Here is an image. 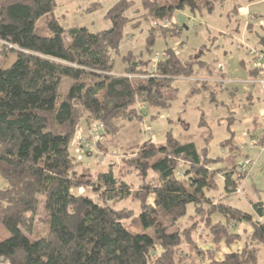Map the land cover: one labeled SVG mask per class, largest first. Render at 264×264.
<instances>
[{
    "label": "trees",
    "instance_id": "obj_1",
    "mask_svg": "<svg viewBox=\"0 0 264 264\" xmlns=\"http://www.w3.org/2000/svg\"><path fill=\"white\" fill-rule=\"evenodd\" d=\"M261 1L140 0L141 13L132 1L119 0L104 17L109 28L91 33L85 27L64 29L54 16L55 0H0V59L15 55L9 68L0 69V228L9 235L0 241V259L7 264H259L264 223L257 218L264 216V203L252 204V214L225 200L252 172L238 169V161L248 155L235 144L231 109L225 118L229 137L218 143L226 157L210 156L214 135L204 113L197 136L168 129L158 146L149 140L128 145L121 160L126 170L118 172L133 173L137 185L128 184L124 175L116 177L112 167L77 171L82 163L71 144L81 122L89 130L100 127L98 140L115 139L121 122L139 130L148 110L172 107L179 79L196 77L189 95L204 94L219 105V93L233 90L224 88L227 75L220 62L204 60L214 45H202L190 59H181L175 50L184 46L179 42L183 27L175 16L212 14L232 2L229 17L234 18L243 3ZM135 13L149 26L143 42L147 58L128 52L120 59L122 73L115 74L114 58L120 56L127 29L139 27V21L133 23ZM45 15L51 16L47 34L37 35L36 24ZM252 27L253 22L247 28ZM157 37L165 42L159 55L153 51ZM254 48L264 50L263 37ZM259 76V69L247 70L250 80ZM63 79L70 81L64 93ZM252 95L247 93L246 100ZM262 132L254 136L260 144ZM117 143L111 146L116 149ZM96 147L107 154L103 143ZM127 200L136 203L137 214L117 208ZM184 218L189 226L181 229ZM239 224H247L248 231H235ZM200 228L205 248L194 238ZM234 244H240L238 251L231 250ZM222 247L227 252L217 259Z\"/></svg>",
    "mask_w": 264,
    "mask_h": 264
},
{
    "label": "rangeland",
    "instance_id": "obj_2",
    "mask_svg": "<svg viewBox=\"0 0 264 264\" xmlns=\"http://www.w3.org/2000/svg\"><path fill=\"white\" fill-rule=\"evenodd\" d=\"M56 1V9L54 12V16L58 19L60 25L64 29H70L74 27H85L91 33L100 32L102 30H106L109 28L110 23L108 20H105L104 17L107 11L112 8L119 0H55ZM132 1L135 5L133 9H137L141 12L140 0H128ZM248 9H244L246 3H243L242 8L239 9L237 17H229V11L232 8V2H226L222 8H216L212 14H208L203 11L199 15L192 16L187 12L182 14H177L175 16V21L183 27L182 37L179 42H183V47H176V53L181 55V59L187 60L193 56V54L202 46L206 45L213 46L210 53H208L204 60L207 62L219 61L217 64L219 68H223L226 71L227 78L225 80L224 88L232 89V82H228V78L237 81H247V84L251 85L250 87L255 91L249 100H246V94L240 92L243 89L244 85L236 84L237 90L240 92L239 96L233 97L226 92L219 93L217 96V100L221 99L219 104H222L223 112L226 111V115L222 117V120L212 115V113L208 112V100L206 95H189V91L191 85L193 84L195 78L192 79H179L176 80L174 86L178 89L177 99L173 102L172 107L168 110L164 111H150L147 119L142 122L141 126L135 128L131 127V123L121 122L120 130L115 139L111 140L108 138H93L90 136V132L88 127L84 122H81L80 130L76 134L74 140L72 141L71 147L73 150L74 157L77 161L82 163V166L77 169V171L81 172L82 169H89L91 173L96 172H104L106 169L112 167L114 174L116 177H120L124 175L125 167H122L121 160L124 155L122 154L125 148L132 143H138L139 146H142L146 140L150 141V144L154 146H158L162 143L164 132L168 129H172L176 135H195L197 136L200 131L194 125V117L192 114L196 113L197 121L199 120V116L201 113L207 115V124H211L212 122L217 123L214 126L210 125L214 139L210 143V156H223V149L219 148L218 143L229 137L226 132V122L225 118L227 116V110L231 109L234 111V115L236 118L235 124L232 127V130L236 133L235 140L238 139L240 134L243 135L248 142L249 139L252 138L245 134V131L250 129V118L254 115V112L248 110L252 106V100L258 99V101L262 102L264 105L263 91L262 85L259 82H251L255 80H250L247 77V70L253 67L254 59L247 50H254L255 45L257 43L258 37L264 38V1L259 3H254ZM96 7L95 10L91 9L92 6ZM248 5V4H247ZM142 13V12H141ZM231 14V13H230ZM233 14V13H232ZM132 11L126 12V16L131 17ZM139 15V16H138ZM135 13V21L133 23H137L139 25L136 29L128 28L126 32L125 39L121 42L120 47V56L114 58V73L121 74L123 70V64L121 62V56L130 52L133 54L142 53L144 59L147 58V55L144 52L143 42L147 36V27L148 24L144 19H139L140 14ZM51 19L50 15L43 16L36 24V34L37 35H46L47 29L46 25ZM254 27L249 31L248 25L251 24ZM172 44V43H169ZM182 45V44H181ZM217 46V48H216ZM165 48V42L161 37H157L155 41V45L153 51L155 54L159 55ZM260 48V47H257ZM256 50V49H255ZM251 56L252 58H250ZM249 57V58H248ZM15 61V55L8 53L6 57H2L0 59V69L9 68L13 62ZM155 61V60H154ZM242 61V65L240 62ZM228 71V72H227ZM194 79V80H193ZM245 79V80H244ZM260 79V78H259ZM258 80V78L256 79ZM231 83V84H230ZM234 84V83H233ZM70 85V81L68 79H63L60 85V91L65 92ZM255 87V88H254ZM252 91V90H251ZM228 93L230 90L227 91ZM226 101V102H225ZM259 104V103H258ZM218 107V106H216ZM218 109V108H216ZM264 109V106H263ZM154 114L155 117L153 119L150 118V115ZM222 115V114H220ZM218 115V117L220 116ZM256 115V114H255ZM258 115V114H257ZM247 120V124L245 121ZM257 121H255L256 124ZM187 126L184 131L183 128ZM219 126V127H218ZM195 127V128H194ZM147 129V133L143 132ZM264 131V130H263ZM253 132L254 131H249ZM255 133L260 135L261 129H258ZM114 141H118L116 149L112 147ZM101 142L105 148V153L99 151L96 147V143ZM194 142L200 146L201 141L198 138L194 139ZM112 145V146H111ZM249 145L252 146L249 142ZM261 145L259 144V148L261 149ZM115 146V145H114ZM253 147V146H252ZM258 147V146H257ZM256 146L254 148L258 149ZM241 149L246 152V146L242 145ZM259 155H264V151H260L258 149ZM249 156V155H248ZM255 156V155H254ZM249 158V157H247ZM241 158L238 163L243 162ZM246 159V158H245ZM251 162H254V165L250 167L252 170L257 165L256 157L250 158ZM112 166H109V165ZM240 166V165H239ZM122 167V174H119L118 170ZM239 169V168H238ZM126 175V174H125ZM124 175V180L131 185H137L136 177L133 173ZM247 178L240 181V186L236 189L235 194L232 197L243 198V187ZM219 184V190L217 193H221L223 191V183L220 178L217 179ZM3 183V182H1ZM2 184H0L1 186ZM260 189V188H259ZM262 198H264V191H262ZM79 194H85L84 190L79 189ZM90 196V195H89ZM215 198L219 199L222 196L215 194ZM226 201L229 202L228 197L225 198ZM231 202V201H230ZM250 204V202L248 201ZM125 207V209H129L134 211V214L138 213L137 205L135 202L131 200H127L126 202L118 204V209ZM239 206L238 208H240ZM245 211V207H241ZM191 208H189V211ZM249 211V210H248ZM37 230L41 229V222L37 225ZM189 226V222L184 218L180 221V228L183 229ZM249 226L247 224H239L236 226L235 231L238 233H242L243 231H248ZM198 234L205 235L204 230L200 228L199 233L196 234L195 241L199 243V247L205 248L203 244L200 243V239L198 238ZM8 233L4 228H0V241L5 240L8 237ZM245 240V237H243ZM240 249V244H234L231 246L232 251H238ZM227 250L222 247L221 252L217 254V259L221 258L223 253H226ZM259 264L264 263V250L260 249L259 252Z\"/></svg>",
    "mask_w": 264,
    "mask_h": 264
},
{
    "label": "crops",
    "instance_id": "obj_3",
    "mask_svg": "<svg viewBox=\"0 0 264 264\" xmlns=\"http://www.w3.org/2000/svg\"><path fill=\"white\" fill-rule=\"evenodd\" d=\"M253 5H256V4H248V5L246 4L244 9L246 10L249 7L253 6ZM253 27H254V25H253ZM0 46H1V43H0ZM227 80H229L228 82L231 81L232 82V85H233V88H232L233 91L231 90L232 93H228V92L226 93V94H229L230 96L237 97V96H239V93L240 92L245 93V94H247V93H252L253 94L255 92L250 87L251 85L247 84V81L245 79H244L245 81H242V82L237 81V80H232L230 78H228ZM236 84H241L242 86L244 85V87H242V88H244V91L242 89L239 92L237 90L238 88L236 87ZM253 96H255V95H253ZM251 100H252V106L248 110H251L252 112H254V115L249 120L250 121V127L251 128L248 129V130H246L245 131V134L247 133V135L249 137H251V138H253L254 136L260 137V135H262V133H263L262 130H264V109H263V106L264 105H263V103L261 101L259 102L257 98H256V100H254V99H251ZM219 102L220 103H223V102H221V99L219 100ZM216 106H218V107H216ZM222 106H223L222 104L217 105V104H211V103L208 102V112L209 113H212V115H214L215 117H217V121L219 120L218 118L221 117L220 120H222V117H224L226 115V111L223 112ZM216 108H218V109H216ZM220 114H222V115H220ZM218 115H220V116L218 117ZM192 116L194 117V125L197 127L198 121H197L196 113L195 114H192ZM255 121H257L256 124H255ZM245 123L247 124V120L245 121ZM215 124H217V123L212 122L211 124L209 123V126L210 125L211 126L212 125L214 126ZM186 128H187V126L185 125V128H183V130L185 131ZM258 129H261L260 135H258L257 133H255ZM249 131H254V133L253 132L251 133ZM249 142H250V139H249ZM249 142L245 138H243V135L242 134H240V136L238 137V139L235 140V144H236V146H238V148H239V150H240V152L242 154L249 155V156H247L249 158L256 157V159H257V163L256 164L257 165L255 166V168L252 170L250 176L245 181V184H244V187H243V189H244L243 190V194H244L243 195V198L242 199H240V198L238 199L236 197H232V195H228L227 197H228L229 202L228 201L227 202L230 205H232V206H234L236 208H238L239 206L245 207V209L248 208L249 211L248 210L247 211L245 210V212H249V213L254 214V212L252 210V204L257 203V202L264 203V198H262V196H261V194H262L261 190L264 191V155H259L258 149L250 146L249 145ZM242 145L246 146V149H245L246 152H244L241 149V146ZM224 151L225 150H223V152ZM223 154L225 155L226 152L222 153V155ZM1 182L2 181L0 180V184H2ZM248 201L250 202V204L248 203ZM241 210H243V208ZM257 219H258V221L264 223V216L263 217H260V218H257ZM0 264H7V263H6V261L0 259ZM262 264H264V263H262Z\"/></svg>",
    "mask_w": 264,
    "mask_h": 264
},
{
    "label": "built area",
    "instance_id": "obj_4",
    "mask_svg": "<svg viewBox=\"0 0 264 264\" xmlns=\"http://www.w3.org/2000/svg\"><path fill=\"white\" fill-rule=\"evenodd\" d=\"M248 53L249 55H251L253 57V67L254 68H257L260 70V76L258 78V80H255V81H251V82H259L260 85H262V91H263V98H264V50L263 51H260V52H257L255 49L253 50H248ZM257 81V82H256ZM100 130V127L98 125H95V127L92 129V131L90 132V136H93V138H97L98 139V131ZM250 144L253 146V147H257L261 152L264 151V144L261 145V149L259 148V139L256 138V137H253L251 140H250ZM239 170L241 172H244V171H248L249 169H251L250 167H252L254 165V162H251V160L249 158H246V159H243V162H241L239 164Z\"/></svg>",
    "mask_w": 264,
    "mask_h": 264
}]
</instances>
